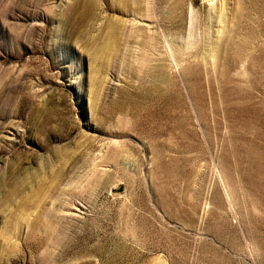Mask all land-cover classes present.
<instances>
[{
  "label": "rangeland",
  "instance_id": "obj_1",
  "mask_svg": "<svg viewBox=\"0 0 264 264\" xmlns=\"http://www.w3.org/2000/svg\"><path fill=\"white\" fill-rule=\"evenodd\" d=\"M0 264H264V0H0Z\"/></svg>",
  "mask_w": 264,
  "mask_h": 264
}]
</instances>
